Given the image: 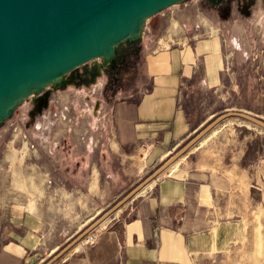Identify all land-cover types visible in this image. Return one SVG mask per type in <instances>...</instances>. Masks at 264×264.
I'll use <instances>...</instances> for the list:
<instances>
[{"label": "rangeland", "instance_id": "obj_1", "mask_svg": "<svg viewBox=\"0 0 264 264\" xmlns=\"http://www.w3.org/2000/svg\"><path fill=\"white\" fill-rule=\"evenodd\" d=\"M231 2L234 7L238 4L237 12L225 0H178L154 15L148 43L152 47L169 48L175 33L198 27H208L224 42V86L218 93L200 91L195 97L203 103V119L211 116L199 130L229 110L264 112V0ZM148 18H140L141 28ZM140 36L141 32L125 39L124 45L122 40L113 44L114 52L120 49L125 60L137 62L138 55L130 56L126 48L143 50L147 38ZM94 64L90 61L40 89L39 82L31 80L4 99L13 105L0 118V224L10 209L28 210L43 216V233L52 247L61 243L49 257L35 254L34 264L53 259L58 264L74 247H69L74 240L181 147L165 157L144 149L127 156L114 153L108 146L105 120L92 111L94 102L102 98L89 92L90 82L99 75ZM80 74H84L83 84L77 79ZM124 77L118 75L119 86ZM81 92L92 98L82 102ZM254 128L239 118L226 119L179 163L214 172L222 184L233 188L235 195L230 197L240 200L237 215L243 223L242 236L211 264H264V131ZM97 138L100 142L94 146ZM233 167L234 177L229 172ZM115 212L107 216L109 220Z\"/></svg>", "mask_w": 264, "mask_h": 264}, {"label": "crops", "instance_id": "obj_2", "mask_svg": "<svg viewBox=\"0 0 264 264\" xmlns=\"http://www.w3.org/2000/svg\"><path fill=\"white\" fill-rule=\"evenodd\" d=\"M225 1L232 12L238 11V4L234 7L231 0ZM154 17L150 16L136 34L141 32L139 38H147L143 50L133 45L126 48L130 56L138 55L137 62L125 60L120 49L108 62L104 57L90 60L99 75L90 82L89 92L102 97L94 102L92 111L102 115L109 133L108 146L120 155L141 149L154 151L156 157L173 153L211 117L203 119V103L196 100V94L218 93L226 78V49L220 35L208 27L186 28L174 34L169 48L159 49L148 44ZM119 74L125 75L123 86L118 85ZM81 77L84 74L77 79L83 84L85 78ZM90 98L80 93L82 102ZM254 114L264 118V112ZM98 142L97 138L93 145ZM181 159L172 172L152 180L119 208L115 217L100 223L94 243L74 244L58 264L215 261L242 236L243 223L237 215L240 200L230 197L235 195L233 188L222 184L214 172L190 162L179 164ZM229 172L236 176V167ZM9 211L0 224V264H30L35 254L49 257L61 246L52 247L43 233V216L22 209Z\"/></svg>", "mask_w": 264, "mask_h": 264}, {"label": "water", "instance_id": "obj_3", "mask_svg": "<svg viewBox=\"0 0 264 264\" xmlns=\"http://www.w3.org/2000/svg\"><path fill=\"white\" fill-rule=\"evenodd\" d=\"M146 1L147 0H0V82L12 76L25 75L39 68L44 61L68 49L71 45L75 44L77 40H80L83 36L95 30L102 22L119 16ZM150 16H145L140 13L132 16L126 26L125 24L118 26V32L124 31V35L117 41L112 42V46L120 40L138 34L141 28L140 18ZM109 37V34H107L104 37L105 41H107ZM98 57L105 58V54L101 53L96 57L81 62L69 69L64 75L81 64ZM31 80L40 82V80L29 77L13 89L8 90L3 99L10 93H16L20 86ZM229 118H239L264 128V118L241 110H229L215 117L213 120L209 121L203 129L197 130L193 138L186 144H183V146L172 154L149 178L139 184L130 194L92 224L84 233L74 240L69 247L76 244V242L82 239L90 230L95 229L108 215L118 210L120 204L126 203L146 184L157 178L163 170L181 155L185 154L189 148L195 145L213 127ZM69 247L63 252H66ZM36 260L37 258L35 257L30 261V264H34ZM53 262L54 259L48 264H52Z\"/></svg>", "mask_w": 264, "mask_h": 264}, {"label": "bare ground", "instance_id": "obj_4", "mask_svg": "<svg viewBox=\"0 0 264 264\" xmlns=\"http://www.w3.org/2000/svg\"><path fill=\"white\" fill-rule=\"evenodd\" d=\"M175 1L177 0H147L143 4H140L139 6L119 16L110 18L102 22L95 30L86 34L80 40H77L76 43L71 45L68 49L61 51L55 54L52 58L44 61L39 66V68L31 72H28L25 75H22V74L16 75L4 81H1L0 82V118L3 115L5 116L7 112L9 111V108L13 105V103L5 102L3 99L4 95L7 93L8 90L13 89L19 83H22V81L27 80L29 77L36 79V80H40L37 86V89H40L41 87H44V85L47 82L52 83V82H56L62 79V77H64V74L72 67L80 64L81 62L85 60L96 57L100 55L101 53L105 54V59L110 60L114 54V48L111 43L117 41L119 38H121L124 35V31L118 32L117 30L118 26L124 25V24L126 26V24H128L129 19L132 16L140 14V13L144 14L145 16H150L154 14L155 12L162 10L163 8L173 4ZM107 34H109L110 37L108 38L107 41H105L104 37ZM248 123L251 125H254L255 126L254 129L258 131H264V128L258 125L252 124L250 122ZM216 127L217 125L213 127L208 133H210ZM207 134H205L199 140V142ZM195 146L196 144L193 145L191 148H189V150L185 154L181 155L177 160H175L172 164H170L165 170L169 169L183 156H185L187 153L192 151L195 148ZM165 170H163L160 174L164 173Z\"/></svg>", "mask_w": 264, "mask_h": 264}, {"label": "built area", "instance_id": "obj_5", "mask_svg": "<svg viewBox=\"0 0 264 264\" xmlns=\"http://www.w3.org/2000/svg\"><path fill=\"white\" fill-rule=\"evenodd\" d=\"M97 239V234L95 232H91L90 234L84 236L80 241L83 244H91L94 243Z\"/></svg>", "mask_w": 264, "mask_h": 264}, {"label": "flooded vegetation", "instance_id": "obj_6", "mask_svg": "<svg viewBox=\"0 0 264 264\" xmlns=\"http://www.w3.org/2000/svg\"><path fill=\"white\" fill-rule=\"evenodd\" d=\"M258 27H260V26L258 25Z\"/></svg>", "mask_w": 264, "mask_h": 264}]
</instances>
